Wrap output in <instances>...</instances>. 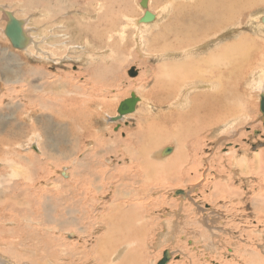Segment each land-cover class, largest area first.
I'll list each match as a JSON object with an SVG mask.
<instances>
[{"label":"rangeland","instance_id":"374dc122","mask_svg":"<svg viewBox=\"0 0 264 264\" xmlns=\"http://www.w3.org/2000/svg\"><path fill=\"white\" fill-rule=\"evenodd\" d=\"M140 1L0 0V258L3 264L10 261L12 264H99L100 259H105L107 264H127L126 256L132 260L134 252L142 257L129 264H158L166 250L170 252L167 264L231 261L264 264V118L260 110L264 74L261 72V79L257 76L256 82L252 77L258 68L250 70L242 83L241 93H246L243 99L249 104L250 116L227 122L223 128L235 130L225 135L221 125L219 129H211L210 134L205 132L208 138L202 141L201 136L189 138V155L199 147L200 159L197 168L191 169L193 159L189 158L187 165L184 164L187 173L183 179H166L163 173L150 172L142 167V160L133 159L124 149L131 143L143 150V142L135 143L137 138L132 135L146 123L145 117L159 122L160 110L170 113L181 109L179 103L171 102L179 98L184 83L175 94H169L166 102L157 106L153 102L156 99V104L165 94L156 85L175 81L171 62L195 61L217 45L238 40L242 33L253 35L252 48L264 49V31L250 25L264 26L259 18L264 13V0H258L247 11L241 9V18L214 33H218L217 37L209 45H203L204 50L200 48L189 56L177 55L176 50L183 47L172 42L168 34L163 40L159 36L170 26L176 3L190 4L194 0H149V9L158 16L149 25L136 20L143 14ZM162 6L167 11H162ZM8 13L24 22L32 45L25 49L13 47L5 34ZM164 51L169 53L165 57ZM132 68L137 69L136 76L129 75ZM199 87L191 89L187 97L210 91L207 86ZM133 91L141 98L138 108L122 120L114 121L112 118L119 115L120 102ZM241 93L234 89L228 97L234 103ZM236 120L242 122L234 126ZM157 141L149 145L144 142L145 147H156L150 152V161L170 163L179 152L177 143L173 138L164 144ZM163 146H174V151L161 156L159 151ZM231 150L237 151V155L230 157L236 164L233 168L227 166ZM212 154H224L220 169L222 165L227 168L219 172L210 169ZM228 176L235 190L213 191V183L223 182ZM88 184L96 196L86 203L91 212L84 221H79L74 191H85L87 186L91 190ZM177 189L184 190L186 195H174ZM114 191H120L119 195L114 196ZM121 197L125 205L144 201L146 206L147 211L141 210L146 225L142 226L143 241L139 243L134 239L117 240L116 235V239L104 240L108 231L114 234L101 217L108 216L112 206L109 204H116L119 201L116 198ZM139 226L135 222V227ZM99 239L107 242L103 247L108 248L105 258L97 252ZM114 243L117 246L113 247ZM52 248H58L57 254L58 251L61 254L56 260L49 255ZM247 256L253 257L251 262L246 260Z\"/></svg>","mask_w":264,"mask_h":264},{"label":"bare ground","instance_id":"6f19581e","mask_svg":"<svg viewBox=\"0 0 264 264\" xmlns=\"http://www.w3.org/2000/svg\"><path fill=\"white\" fill-rule=\"evenodd\" d=\"M142 1L143 0L140 1V6L143 9V14H142V16L137 17L136 20L139 23H144L145 25H149L148 23L155 21V19L158 16L155 12H153L152 10L149 9L150 8L149 0H147L146 5H142L141 4ZM243 1L245 2V0H196V1L194 0V2L190 3V4H188L186 2L176 3V7H175L176 11H175L174 15L172 16V22H171L170 26H167L164 28V30H163L164 33H163V35H160L159 38H160V40H163L164 35L168 34L170 36L172 42H174L177 46L183 47L181 49L176 50L177 55H180V54H187V55L189 54L190 55L191 53H196L197 50H199L203 45H209V41L211 42L214 37H217L218 33L217 34H214V33L220 31V29L225 27V26L232 25L235 22V20L238 19L239 17L241 18V16L243 15V13L240 11L241 9L245 8L247 11L248 9L254 7L258 0H248L245 5H243L244 4ZM162 7H164L163 8L164 10L162 9V11H164V12L167 11V10H165L167 7H165V6H162ZM60 9H61V7H60ZM147 12H150L153 15V18L149 21H144V18H145V15ZM48 13H50V12H48ZM254 13H257V12H254ZM165 15H167V14H165ZM253 17H254V15H253ZM149 18H151V17H149ZM259 18H260V21L263 23L264 22V13L262 15H260ZM13 19H14V23H11V28L9 25L11 19L10 20L8 19L9 21L7 22L6 27H5V34L7 36V30L6 29H7V25H9L10 30H8V32L13 34V39L11 40L10 37H8V36L7 37L9 38L11 44L15 48H24L25 49L26 47L29 46L28 44L32 45L33 41L30 38L29 34H27V31L25 30L24 22L14 15H13ZM250 19H252V17ZM255 20L256 19H254L253 21H255ZM15 23L18 25L19 24L21 25V28H22L21 34L13 33L17 29ZM157 23H159V22H157ZM250 25L253 26L254 28H257V27L261 28L262 31H264V26H262L261 24L259 26L258 23H256V24L250 23ZM172 26H173V28L171 30ZM255 31L256 30H254V32ZM255 34H256V32H255ZM23 35H24V37H23ZM235 35L236 34H234V37H235ZM245 35H247V36H245ZM252 36L253 35L248 36V34L242 33L239 35L240 39L238 38V40L235 39L231 42H229L230 41L229 40L226 44L217 45V47L211 49L210 51H207L206 53H202L199 58L195 59V61L194 60H190V61L185 60V61L171 62L170 66L174 70L173 71L170 70V71H171V73H173L175 81L169 85H165L163 83H162L163 85H156V87H158V89H160V91L165 92V94L161 97V99L157 98L158 102L156 104H155L156 99L153 102H154L155 106H157L158 103L162 104L163 102H166L169 99V97H168L169 94L170 93L175 94V92L179 88V85L180 84L182 85L184 83V85L182 87L183 88L182 93L180 94L179 98L175 102H171V103H175V104L179 103L181 106V109L177 108L174 111H172L170 108V110H171L170 113L164 112L163 109H162V111L160 110V112L158 113V116L160 117L159 122H156V120L153 117H149V116L145 117L147 124L142 123L143 126L138 128V131H136L132 135L133 137L137 138V142H135V143L143 142V150L140 151L138 148H135L133 145H131V143L129 145L125 146V148H124L130 154H132L131 157L133 159L135 157V160H138V159L142 160V167L143 168L149 170L150 172H152L154 174L163 173L165 175L166 179L167 178L170 179V177H174L177 179H183L185 177V173H187V170H184V164L187 165L189 158L191 157L193 159V165H191V169L193 168V166L197 168V165H198V162L200 159V157L199 158L197 157V155H198L197 151L199 150V147H197L195 149L194 153H192L191 156L189 155L188 149L191 148L188 146L189 138L193 139L194 136L195 137L201 136V141H202L203 139L208 138L207 137L208 134L205 132L208 131V133L210 134L211 129L214 130L215 127L216 128L218 127V129H219L221 125H223V126H221L222 128L223 127L225 128V126H226L225 124L229 121L234 120L236 117H240V116L243 117V115L250 116L249 104L246 102L247 101L246 99L245 100L243 99V95L245 92L241 93L243 91L242 83L245 80V78L247 77V73L250 70L255 71V68H258V71H256L255 73L251 72V73H253L252 77L253 78L255 77V81L252 80V82L253 81L256 82L259 78L261 79V77H259V76H261L260 75L261 72L264 74V49L262 46H261V49L258 46H257L258 48H252L251 47L253 45V37ZM259 39H260V37H259ZM243 41H247V43L243 42ZM253 46H255V45H253ZM202 50H204V49H202ZM141 52H143V51H141ZM171 52H173V51H171ZM162 53L161 54L164 57L166 54H169L167 51H164ZM192 56H193V54H192ZM150 69H151V67H150ZM137 74H138L137 69L132 68L129 70L130 76H136ZM163 75H164V73L162 72L161 76H163ZM140 78H138V79H140ZM187 81H190L191 83L187 82ZM237 83L240 84V87H237ZM201 85L209 87L208 89L210 91L205 90V92H200V93L194 94L190 98L187 97V95L191 89H194V88L199 87ZM234 89H237V91L241 94L239 95V97H236L234 99V103H233L228 96H229V94L233 93ZM263 90L264 89L262 88V90H261L262 93H264ZM153 91H155V90H153ZM132 93H135V96H134L135 105H134L133 111H130V112L123 114L121 116V119H116L114 121L122 120L124 117H127L126 115L135 112L136 108H138L137 105L139 104L141 98L137 94L136 91H133L130 93L129 97L124 98L120 102L119 107L117 108V112L120 109L121 103L125 99L132 98ZM74 95L77 96V94H74ZM262 97H264V94H261V98ZM261 98H260V100H261ZM180 99H183V100L179 101ZM240 99H241V101L239 102ZM82 104H83V102H82ZM60 105H62V104H60ZM63 106H64V104H63ZM164 107H166V106H164ZM260 110H261V102H260ZM115 116H117V115H115ZM263 118H264V113H263ZM243 119H244V117H243ZM243 119H242V121H243ZM220 120H223L222 123H220ZM161 121H164V122L161 123ZM236 121H238V120H236ZM165 122L168 124L166 125ZM241 122L240 121H238V123L236 122V124H234V126L238 125ZM233 130H235V128L231 129V130H227V131L225 130V132L223 134L225 135V133H227L228 131L230 133ZM216 134H215L216 136H221L220 134H222V133H216ZM171 138L174 139V141L177 143V145L179 147V152L175 156V158L173 157L174 159L170 163H167L165 165L160 164L161 162L159 164H156L155 162L150 161L149 155L152 154V153L150 154V152L153 151L156 147H154L153 145H151L149 147H145L144 142L146 143V145H149V143L159 140L161 142V144H164V143H166V141H168V139H171ZM159 141H157V142H159ZM30 149H32V148H30ZM0 151H2L1 147H0ZM173 151H174V146H166L159 151V154L161 156H167V155L171 154ZM236 152L237 151H235V150H231L230 154L227 153L228 154L227 155L228 156V162H227L228 165L227 166H230L231 168H233V166H235L236 164L233 162V160L230 159V157H234L235 156L234 154H236ZM155 153H156V151H155ZM2 154H4V153H2ZM135 154L136 155L138 154L137 158H136ZM223 156H225V155L220 154L217 156V154H214L212 156V159L210 160V163H208L210 165V169H213L214 171L219 172L220 170L222 171L223 169L227 168L226 165H224V166L222 165V167L220 169V166H221L220 165V163H221L220 158H222ZM202 158H203V156H202ZM237 158L240 159L239 157H235V159H237ZM211 163H213V164H211ZM218 163H219V165H218ZM222 163L225 164V161H223ZM202 165L203 164L201 163L200 164V171L202 170ZM240 170L243 171V169H240ZM229 171L232 172L231 169ZM253 171H255V170H253ZM191 172H193V171H191ZM233 172H235V170H233ZM247 173H248V171H247ZM202 175H203V173H201L200 178ZM84 177H86V176H84ZM107 178H109V177H107ZM89 179H91V178H89ZM223 180H225V179H223ZM108 184H110V183H108ZM89 187L91 188V190H87L88 189V186H87V188L84 187L85 191H74L75 192V203L78 207L77 209H79V211H80V214L78 216L79 221H84L85 215L89 214L91 212L89 210V208H87V204H88L89 200L93 201V199L96 196V193H95V191H93V188L90 185H89ZM251 187L253 188V186H251ZM80 188L82 189V187H80ZM249 188H250V186H249ZM15 190L16 189H14V191ZM233 190H235V189L231 188L229 176H228V179L223 181V182L219 181V182L213 183V191H233ZM176 191L179 194H181L180 191H183L184 193H186L182 189H177V190H175L174 195L176 194ZM119 192L120 191H114V193H116L114 196L119 195ZM224 193H226V192H224ZM40 194H42V193H40ZM228 196H229V194H228ZM121 198L122 199L116 198V200H119L118 202H116V204H113L112 202L109 204V205H112L110 208L108 207L109 208L108 210H110V213L108 215L109 217L106 216L105 214H103V216L101 217L103 223H106V227L109 230L112 229L113 234H114V235L109 234L110 231H108V229H107L104 232V234H106V232L108 231V233L106 235H104V240L106 237H107L106 239H109L110 237L115 238L114 236L116 235L117 240L134 239V241L136 243L137 242L139 243V242L143 241V234L144 233H142V232L144 231L143 229H145V228L144 227L142 228V226L146 225L145 224V218H144L145 213L143 214L141 212V210H143L142 208H144L143 211L144 212L147 211V209L145 208L146 206L144 205V201H139L140 203L129 202L128 205H125L124 198L123 197H121ZM61 208H63V207H61ZM66 208L67 207H65L63 209L65 210ZM59 211L61 213L62 209ZM135 222H138L140 224L141 228H139L140 226L135 227ZM128 230H131V232H132V230H134V231L132 233H130V231H128ZM43 233H44V231H42V233H41V239H43ZM22 235H23V237L25 236L26 239H30L29 235H25V233H22ZM31 237L34 238V235H32ZM102 238H103V236H102ZM51 239H53V238H51ZM45 241H46V239H45ZM99 241L100 242L97 244V252L100 251V257L105 258L106 254L108 252V248L104 249L103 247H105L104 243H107V242H103V240L101 241L100 239H99ZM129 244H131V243H129ZM24 245H25V243H24ZM64 245H65V243H64ZM113 245L117 246L116 243L112 244V246ZM44 247H46V246L44 245ZM126 247H128V245H126ZM207 247L210 248L211 246L208 245ZM62 248H65V247H62ZM57 250H58V248L56 250L53 249L51 251V254H49L50 257H53L55 260L58 258V256L61 255L60 251H58V254H57ZM74 253H76V252H74ZM134 253L132 254V256H133L132 258H134L132 260H129V258H128L129 256L128 257L126 256V260L128 261V263L126 261L125 262L127 264H129V261H134V260L139 261V259L142 257V254H139L137 256ZM63 254H62V256H63ZM2 256H5V255L3 254ZM0 257H1V255H0ZM252 259H253V257H248V256L246 258V260L249 262H251ZM98 262H99V264H102V263L107 264L105 259H100ZM109 262H111V261H109ZM96 263H97V261H96ZM258 263L252 262L251 264H258ZM0 264H3L1 261V258H0ZM4 264H6V263H4ZM9 264H12L11 261L9 262ZM228 264H234V263H233V261H231V263H228Z\"/></svg>","mask_w":264,"mask_h":264},{"label":"water","instance_id":"95a60500","mask_svg":"<svg viewBox=\"0 0 264 264\" xmlns=\"http://www.w3.org/2000/svg\"><path fill=\"white\" fill-rule=\"evenodd\" d=\"M141 4L142 5H146L147 4V0H143ZM8 15H9V20L11 19L10 20V23H9L10 28H11V23H14L13 14H9L8 13ZM149 17H151V18H149ZM152 18H153V15L150 12H147L146 15H145L144 21H149ZM9 25H7V29H6L7 30V36L10 37L11 40H12L13 39V34L10 33V32H8V30H10L9 29ZM15 25H16L17 29L13 33H19V34H21L22 33L21 25L20 24L18 25L16 23H15ZM23 37H24V35H23ZM134 96H135V93H132V98L125 99L121 103L120 109L118 111V114L119 115L113 117L112 118L113 120L121 119V116L123 114H125L127 112H130V111H133L134 105H135V98H134ZM261 111L264 113V97L261 98ZM177 193L178 192L176 191V195L179 194V193L178 194ZM180 193L182 195H185L186 194L183 191H180ZM169 261H170V252H169V250H166V251H164V255H163L162 259L158 262V264H167Z\"/></svg>","mask_w":264,"mask_h":264},{"label":"crops","instance_id":"0c3cea01","mask_svg":"<svg viewBox=\"0 0 264 264\" xmlns=\"http://www.w3.org/2000/svg\"><path fill=\"white\" fill-rule=\"evenodd\" d=\"M1 144V143H0Z\"/></svg>","mask_w":264,"mask_h":264}]
</instances>
